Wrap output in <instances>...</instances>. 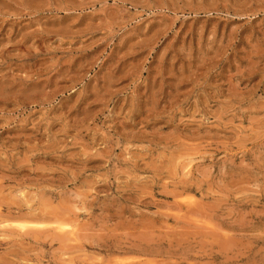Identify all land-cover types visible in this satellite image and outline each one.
Returning <instances> with one entry per match:
<instances>
[{"label":"rangeland","instance_id":"374dc122","mask_svg":"<svg viewBox=\"0 0 264 264\" xmlns=\"http://www.w3.org/2000/svg\"><path fill=\"white\" fill-rule=\"evenodd\" d=\"M0 264H264V0H0Z\"/></svg>","mask_w":264,"mask_h":264},{"label":"bare ground","instance_id":"6f19581e","mask_svg":"<svg viewBox=\"0 0 264 264\" xmlns=\"http://www.w3.org/2000/svg\"><path fill=\"white\" fill-rule=\"evenodd\" d=\"M62 231V230H61ZM72 238V237H71Z\"/></svg>","mask_w":264,"mask_h":264}]
</instances>
